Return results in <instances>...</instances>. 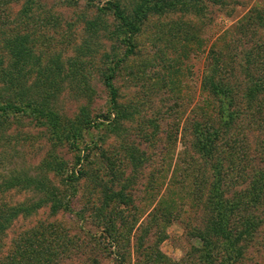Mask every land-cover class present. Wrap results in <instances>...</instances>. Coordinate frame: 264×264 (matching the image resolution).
Segmentation results:
<instances>
[{
	"label": "rangeland",
	"instance_id": "1",
	"mask_svg": "<svg viewBox=\"0 0 264 264\" xmlns=\"http://www.w3.org/2000/svg\"><path fill=\"white\" fill-rule=\"evenodd\" d=\"M111 1H120L124 9L130 10L136 0H37L32 11L22 16L25 27H19V32L31 35L36 57L51 63L58 56L59 62L67 67L70 59L83 63L94 93L87 97L66 86L57 103L68 117H75L83 108H88L93 117L108 110L102 72L110 64L113 67L127 52L123 36H117L120 34L117 21L110 11L103 9ZM26 5V0H0V8L6 9L17 23ZM202 11L195 15L180 10L152 15L134 38L135 52L124 58L114 80L120 106L134 114L123 122L119 131L113 132L105 125L93 126L83 132L77 146L68 142L59 145L45 127L36 124L32 116L24 115L1 135L0 174L9 176L19 170L36 175L47 160L56 158L68 170L77 171L83 167L78 165L76 154L94 159L87 168L101 172L106 153L119 161L137 147L129 157L139 159L146 153L145 160L150 161L143 164L141 173L136 175L138 181L131 187L135 208L127 210L130 221L133 216L138 222L144 221L145 227L132 234L142 237L145 247L151 245L159 251L167 261H162L163 264H181L190 256L191 248L199 249L202 245L195 236L204 216L200 187L211 175L210 164L193 147L196 142L193 121H201L202 112L214 119L215 129L223 125L218 111L220 102L203 88L204 78L213 64V53L219 54L216 51L221 52L222 58L223 74L219 79L229 84L237 101L232 111L241 115L236 128L238 141L234 143L236 153L230 156L225 140L220 143L227 168L230 165L237 169L232 171L236 182L230 190L243 189L253 180L256 171H264V93L252 90L264 78V23L259 21L264 0H225L220 6L206 2ZM36 78L34 75L31 81ZM243 168L251 176L245 181L238 174ZM120 169L123 176H135L127 160ZM49 176L62 193H75L56 172ZM81 177L74 183L75 211L85 206L93 190L91 177ZM29 196L12 193L8 198L16 202ZM165 208L164 218L161 214ZM261 211L263 223L244 264H264V204ZM31 219L18 222L14 231L20 232L39 220L52 221L58 230L69 228L81 236L85 234L82 227L93 232L100 229L93 219L82 220L76 214L61 213L51 219L46 210H41ZM100 250H93L101 254L96 258L93 253L91 260L119 264L103 256L108 251ZM126 250L128 245L124 244L120 251ZM89 255L90 250L85 247V256ZM79 261L75 256L66 263Z\"/></svg>",
	"mask_w": 264,
	"mask_h": 264
},
{
	"label": "trees",
	"instance_id": "2",
	"mask_svg": "<svg viewBox=\"0 0 264 264\" xmlns=\"http://www.w3.org/2000/svg\"><path fill=\"white\" fill-rule=\"evenodd\" d=\"M36 1L26 0L27 5L19 23L17 19L10 18L6 9L0 8V138L6 129H11L17 118L28 114L36 124L46 128L57 144L68 142L72 146H77L85 130L105 125L117 132L123 122L134 115L120 106L114 80L124 58L135 52L134 38L152 15L176 10L195 15L203 12L206 2L219 6L225 3V0H136L128 10L124 9L120 1L109 2L103 9L110 11L117 21V32L120 33L117 36H123L122 42L127 46V52L113 67L110 64L102 72L108 94V110L93 117L88 108H83L71 118L58 108V98L63 89L69 86L87 97H92L94 89L80 60L70 59L68 67L59 62L58 56L51 63L44 62L41 57L35 56V43L31 35L19 32V27H25L22 16L32 11ZM259 17V21L264 23V11ZM91 25L95 27V23ZM216 53L219 54L216 56L213 53V64L204 78L203 88L220 102L218 111L223 125L215 129L214 119L202 112L201 121H193L196 141L193 147L210 164L211 175L210 180L200 187L204 196L201 204L204 216L202 227L196 229L195 236L200 238L202 245L199 249L191 248L190 256L185 257L181 264H244L263 223L260 212L264 204V171H256L253 180L243 189L230 190V186L236 182L232 171L237 169L230 165L227 168V159L221 156L220 143L225 140L230 156L236 153L234 143L238 141L236 128L241 115L232 111L237 101L229 84L219 79L223 74L222 58L219 57L220 51ZM34 75L37 78L31 81ZM68 81L71 82L66 85ZM250 83L254 85L253 80ZM252 90L264 93V78L257 81ZM136 150L137 147H133L119 161L104 153L105 164L101 172L98 169L91 172L92 169L87 168L94 159H84L76 154L78 165L83 167L77 171L68 170L65 163L56 158L47 160L45 167L36 175L19 170L11 172L9 176L0 174V264H68L66 262L75 256L80 259L78 264L88 261L89 264H99V261L91 260L90 257L94 256L93 253L96 258L100 257V252H93L98 248L108 251V254L102 253L103 256L119 264H163L162 261L166 259L159 251L151 245L145 247L144 239L132 234L134 230L140 231L145 227L144 221L138 222L133 216L130 221L127 210L135 208L131 187L138 181L136 175L141 173L143 164L150 161L145 160L146 153H143V158H130L129 155ZM126 160L132 164L135 176L127 177L121 173L120 167ZM238 171L244 181L251 178L247 169ZM54 172L75 193H62L49 176ZM81 176L91 177L93 190L85 206L75 211L72 198L77 196V190L74 183L79 182ZM150 186L153 187L154 183L151 182ZM12 193L30 196L13 202L8 198ZM41 210H46L51 219L61 213L76 214L82 220L93 219L100 229L93 232L82 227L85 234L81 236V233L69 228L58 230L52 221L39 220L33 226L23 227L20 232L14 231L18 222L29 221L34 215H39ZM164 210L166 208L161 216L165 218ZM124 244L128 245L125 252L120 251ZM85 247L90 250L89 256H85Z\"/></svg>",
	"mask_w": 264,
	"mask_h": 264
}]
</instances>
